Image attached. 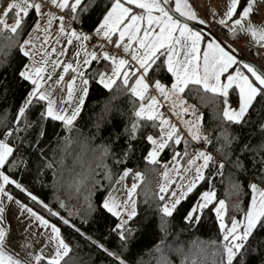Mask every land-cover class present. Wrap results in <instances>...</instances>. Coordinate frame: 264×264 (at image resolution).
Masks as SVG:
<instances>
[{"label":"snow or ice","instance_id":"obj_1","mask_svg":"<svg viewBox=\"0 0 264 264\" xmlns=\"http://www.w3.org/2000/svg\"><path fill=\"white\" fill-rule=\"evenodd\" d=\"M253 6L254 0H230L218 25L227 28V32L221 28V35L233 34L232 43L244 33L264 48V27L247 19ZM45 8L58 9L60 14L45 12ZM176 14L187 21L206 23L197 17L189 0H3L0 4V34L14 42L16 53L6 61L0 60V101L5 108L14 103L16 109L15 128L0 132V264H61L71 251L64 228L102 252L108 264H135L132 250L157 216L161 226L170 222L168 218H178L186 228H199L212 213L222 234L219 264H264V157H250L247 137L240 134L249 122L250 109L264 107V65L242 59L232 43L211 28L207 32L194 30ZM54 20L59 38L45 48ZM41 31L47 38L37 48L33 33ZM61 39L74 49L78 45L86 58L81 61L77 49L72 62L51 59ZM93 40L98 43L93 45ZM89 47L93 49L90 52ZM65 55L61 45L59 56ZM49 65L53 71L61 67L63 73H72L66 86L55 93L48 84L53 79ZM64 80L65 76L59 75L55 84L61 85ZM92 83L129 96L132 106L135 119L130 118V127L126 125L122 133L109 134L114 142L126 136L125 145L119 152L107 145L103 148L104 155H111L114 165L122 167L121 180L130 173L141 177L127 163L137 151L136 144L143 141L151 147L143 157L151 164H158L157 157L165 150L172 152L173 161L183 155L189 157L190 165L202 163L175 187L167 182L161 185L154 201L145 200L148 210L140 209L133 198L137 188L134 183L127 199L117 200L111 193L101 195L95 202L89 199L87 216L78 224L62 216L44 194L42 170L51 164L43 159L40 144L47 138L49 128L55 131L57 123L72 130ZM189 85L198 86L204 95L211 94L210 101L219 103L222 119L227 122V126L221 125L214 142V130L202 127V116L194 105V120L185 121L191 139L201 146L210 145L219 160L207 148L196 151L193 159L189 141L158 110L162 105L157 95L165 101L172 100L174 108L177 101L172 98L184 93ZM183 111L187 113L189 109L183 107ZM177 146H182L183 151H178ZM226 163L249 181L253 193L242 219L230 216L227 222L225 201L214 203L211 186L213 175L222 174ZM163 175L167 177L168 173ZM28 176L32 180L26 183ZM35 184H39V192ZM201 184L209 185L208 190L200 191ZM102 187L97 184L95 190L101 191ZM37 244L43 245L38 253ZM45 248L50 253L47 260Z\"/></svg>","mask_w":264,"mask_h":264},{"label":"trees","instance_id":"obj_2","mask_svg":"<svg viewBox=\"0 0 264 264\" xmlns=\"http://www.w3.org/2000/svg\"><path fill=\"white\" fill-rule=\"evenodd\" d=\"M2 3L3 0H0V4ZM15 54L14 42L0 34V60L6 61ZM114 94L117 97L115 99ZM210 96L211 94L204 95L195 85H189L182 94L186 102L184 105H194L198 115L202 116V127L206 131L214 130L212 136L215 142V137L221 133V125L227 126V122L222 119L219 103H212ZM15 112L14 103L5 108L0 101V132L15 128ZM184 114L186 117L191 116L188 112ZM130 118L135 119L129 96L115 93V88L109 91L92 83L80 118L72 130L68 131L59 123L54 132L49 128L47 138L40 144L44 151L43 159L51 164L50 168L42 170L44 194L50 204L57 206L62 216L79 224V221L87 216L89 199L95 202L101 195H107L116 178L123 173L122 167L114 165L111 155H104L103 148L107 145L113 152H119L125 145L126 136L121 135L120 139L114 142L109 134L122 133L126 125L130 127ZM248 121L240 134L247 137L252 150L250 157L255 155L259 159L264 157V107L254 106L250 109ZM186 137H189L188 151L192 157L196 152L195 145L189 135ZM204 145L218 160L220 159L210 145ZM136 148L137 151L127 163V167L133 169V172L141 173V183L135 198L140 209L148 210L145 200L151 203L159 194L160 166L143 158L151 150L146 141L137 143ZM177 150L182 152V146H177ZM180 158L183 162L189 159L183 155ZM160 161L170 163L172 152L165 150L160 155ZM30 180L31 176L25 178L26 183ZM97 184H102L101 191L95 190ZM248 185L249 181L227 163L222 174L213 175L211 186L216 197L214 203L225 201L226 222L230 216L242 219L243 210L249 206L253 194ZM208 187L209 185L201 184L199 190L205 191ZM104 189L108 191L105 192ZM35 191H40L39 184H35ZM60 204L64 207L60 208ZM214 215L212 213L205 219L199 228H186L178 218H168L170 222L161 226L160 217L157 216L155 223L139 238L133 248L132 260L135 264H219L222 234L219 232V221L213 219ZM62 231L70 238L71 251L61 264H108L102 252L85 244L77 234L68 228Z\"/></svg>","mask_w":264,"mask_h":264},{"label":"crops","instance_id":"obj_3","mask_svg":"<svg viewBox=\"0 0 264 264\" xmlns=\"http://www.w3.org/2000/svg\"><path fill=\"white\" fill-rule=\"evenodd\" d=\"M197 1L204 4L203 17H201V18L198 17V18L205 20L206 21L205 24L201 25L198 23V21H187L186 18L179 17V14H176V16H177V18L183 20L184 22L189 23V25L191 27H193L194 30H201L204 32H207L206 30H208V28L206 27L207 24L213 23V22L218 23V21L222 18L223 14L226 12L227 5L230 3V0H197ZM189 3H190V0H189ZM44 11L47 12L46 10H44ZM59 14H60V10H58L57 16ZM247 19H250L251 22L254 25H256L257 27H264V0H254V6H253L252 13L250 14V16ZM192 23H195L196 25L201 26L205 30H203L199 27H196V25H193ZM39 34H40L39 38L40 37L41 38L39 39L40 43L38 44L37 48H40L41 42L47 38V37H45L43 32H42V34L41 33H39ZM39 34L33 33V37L38 36ZM49 35L51 38L49 39L48 44H46L44 46L45 48H49L50 46L54 45L55 40L57 38H59L58 23L55 20L53 21V26L50 30ZM241 36H242L244 41L249 42L254 48L253 50H254V54H255V58H256V64H254V65H264V48H260L258 44L254 43L250 34L241 33ZM61 45H63L65 48V53H66L65 56H59V49H60ZM55 46L57 48V53L56 54H50V58L53 60L59 58L62 63L72 62L75 59V56H74L75 50L79 49L78 45L76 46V49H74L72 46L66 45V43L64 42L63 39H61L60 45H55ZM79 50H80V60L82 61L84 58H86L85 52L82 49H79ZM41 51H43V49H41ZM88 51L90 52L92 50L89 48ZM37 59H39V55L37 56ZM48 71L51 72V74L53 76L52 81H49L48 84L52 86L54 93L57 92V90L59 88L66 86L67 82H69L70 76L72 75L71 72L68 74L63 73L61 67H57L53 71L51 68V65H49ZM59 75H64L65 80L61 83V85H56L55 81H56V79H58ZM76 83L78 85L79 80H77ZM182 94L183 93H180L178 97H173L172 99L176 100V101L183 99ZM63 95L66 97V91L63 93ZM157 98H158V96H157ZM163 103L169 104L172 106V100H168V101L163 102ZM172 108H173V106H172ZM177 108L178 107H177V103H176V106L173 108V113H172L173 118L174 117L176 118L175 112H176V114H178ZM158 110L161 112V107H159ZM79 118H80V116L77 117V120L74 122V124L78 121ZM196 151H198V150H196ZM194 155L192 156V158L194 157ZM13 226L15 227V225H13ZM41 247H43L42 244L35 245V251L38 253ZM15 251L19 252L20 250L17 248V249H15ZM20 255L23 256L24 255L23 252H20ZM44 255L46 257V260H47V258L50 257L49 249H47V248L44 249Z\"/></svg>","mask_w":264,"mask_h":264},{"label":"rangeland","instance_id":"obj_4","mask_svg":"<svg viewBox=\"0 0 264 264\" xmlns=\"http://www.w3.org/2000/svg\"><path fill=\"white\" fill-rule=\"evenodd\" d=\"M44 10L55 11L56 15L58 13V9H54V8L53 9L45 8ZM42 32L43 31H41L40 33L42 34ZM39 36H40V34L38 36L33 37V40L36 43V46H38V44L40 43L39 39L41 37L39 38ZM157 96H158L157 99L161 103L166 102L163 99V97H160L159 95H157ZM180 101H184V99H180L177 101V107H178L177 112H178V114H176V112H175L176 118L175 117H174V119L169 118L168 120L170 121L171 124L176 126V128L180 131V134L184 139L189 140V137H186V135H189V133H188V126L185 124V121H192V120H194V117L192 115L190 117H186L184 114L185 112L183 111V107H187L189 109L188 113L191 114V107L192 106L184 105V104L182 105L180 103ZM193 131H195V129H193ZM192 141L194 143H197V144L200 143V142L195 141V140H192ZM205 147L204 148H198L197 150L202 151L205 149ZM160 155L157 157V159L159 161H160ZM193 159H195V155H194ZM200 163H202V161H195L194 164L190 165L188 163V160L183 162V159H181L180 157L176 161L172 160L170 163H164L163 161L162 162L160 161L158 163V166H160V184H159V187L161 185L165 184L166 182L170 185V187H175V185H177L181 182L182 177H190L194 173L195 167L199 166ZM165 165H167V167H165ZM165 171L168 173L167 177H165L163 175V173ZM122 174L123 173H120V175L116 178L113 186L109 189L107 195L109 193H111V195L114 196L117 200L127 199L128 192L131 189L132 185L135 183L137 185V188H136L135 192L133 193V198L136 200L135 195H136L138 187L141 183V177L137 178L134 175L129 174L127 177H124V179L121 180L120 177L122 176ZM256 195H257V199H259L258 193H256ZM250 204H251V202H250ZM250 204H249V206H250Z\"/></svg>","mask_w":264,"mask_h":264},{"label":"built area","instance_id":"obj_5","mask_svg":"<svg viewBox=\"0 0 264 264\" xmlns=\"http://www.w3.org/2000/svg\"><path fill=\"white\" fill-rule=\"evenodd\" d=\"M39 0H37L38 2ZM190 3L193 7V10L196 11L197 13V17L201 18L203 17V9H204V4L197 1V0H190ZM209 30V28H211V30L215 33H217V35H220L221 36V39H225L227 43H232L233 42V34L232 33H228L227 37L221 35V28H223V26H220L218 25V23L216 22H213V23H209L207 24L206 26ZM224 32H227V29L226 28H223ZM241 36V33L239 34ZM98 43V41L96 40H93L92 41V44L93 45H96ZM232 46L234 49L237 50V53L238 55L246 60V61H250L252 62L253 64H256V58H255V54H254V48L253 46L249 43V42H246L243 40L242 36H241V39L236 42V43H232ZM91 50L92 47H89ZM161 112L164 113L165 117L167 119H174L173 118V108L171 105L169 104H165V103H161ZM194 143V142H193ZM195 145V150H197L198 148H204L205 145L201 146L200 143H194ZM206 148V147H205ZM245 209V208H244Z\"/></svg>","mask_w":264,"mask_h":264},{"label":"water","instance_id":"obj_6","mask_svg":"<svg viewBox=\"0 0 264 264\" xmlns=\"http://www.w3.org/2000/svg\"><path fill=\"white\" fill-rule=\"evenodd\" d=\"M193 25H196L195 23H192ZM196 27H199V28H201V29H203V30H205L204 28H202L201 26H199V25H196ZM206 31H208V30H206Z\"/></svg>","mask_w":264,"mask_h":264}]
</instances>
